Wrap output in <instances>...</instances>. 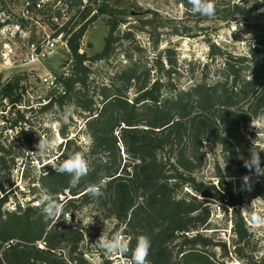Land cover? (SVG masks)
Listing matches in <instances>:
<instances>
[{
  "label": "trees",
  "instance_id": "trees-1",
  "mask_svg": "<svg viewBox=\"0 0 264 264\" xmlns=\"http://www.w3.org/2000/svg\"><path fill=\"white\" fill-rule=\"evenodd\" d=\"M26 1L31 4L30 12L46 13V7L57 2L73 12L62 25L54 22L62 19L60 10H50L48 19L53 37H62L72 61L68 70L59 75L58 89L63 91H54L38 110L30 105L21 110L11 100L15 121L9 129L17 131L28 151H36L32 123L26 113L37 110L46 115L73 107L77 117L83 119V127L71 136L69 125L60 120L58 132L64 140L54 159L58 163L72 152H83L89 172L73 188L69 183L71 177L55 172L48 162L37 184L30 180L35 197L25 203L18 201L13 210L6 209L18 185L11 178L5 184L2 173L15 169L17 159H24L25 154L17 147L0 143V264H88L85 233L66 223L65 216L71 213L73 218L77 210L91 203L103 217L114 219L127 237L128 260L137 237L143 235L151 241L148 264H228L225 260L230 261L231 253L245 264H264V253L252 245L254 233L240 208L233 213V250L216 237L219 230L212 224L211 204L218 200L240 206L244 204L243 198L225 187L219 168L216 176L220 179L216 183L196 176L211 152V145H219L224 161L242 175L263 166V153L246 137V129L264 114V27L252 24L254 44L248 56L227 55L222 48L210 44L211 62L217 57L225 59L217 79L211 82L205 74L188 88L163 89L160 78L151 80L150 68L140 70L132 55H127L129 64L109 77L108 84H96L93 67L115 55L120 40L118 28L125 23L117 14L124 13L114 11L108 1L93 8V0H52L40 9L34 5L41 0ZM179 2L186 9L187 19L197 23L241 20L250 26L251 15L258 9L256 4L243 0H215V15L207 18L193 14L188 0ZM5 9V0H0V10ZM100 15L108 16L109 30L103 49L93 55L80 52L83 37ZM140 22V30H157L155 19ZM185 28L184 34L190 36L189 27ZM120 35L124 40H133L131 29ZM167 53H171L170 49L165 50V56ZM165 56L160 54L156 62L169 78L173 71L164 69ZM131 90H135L134 96L129 94ZM80 134L89 138L87 146L81 142ZM252 152H259L258 162L253 160ZM33 157L39 158V154ZM101 179L107 181L104 195L94 199L87 194V186ZM263 182L264 175H260L254 196L264 198ZM37 187L63 198L58 202L64 204V215L57 224L46 221L42 207L33 204L40 196L35 193Z\"/></svg>",
  "mask_w": 264,
  "mask_h": 264
},
{
  "label": "rangeland",
  "instance_id": "rangeland-1",
  "mask_svg": "<svg viewBox=\"0 0 264 264\" xmlns=\"http://www.w3.org/2000/svg\"><path fill=\"white\" fill-rule=\"evenodd\" d=\"M46 1L49 3L52 0ZM104 1H108L114 11L124 13V15H119V13L117 15L119 18L123 17L125 23L118 28L119 35L117 36L120 40L115 55L108 62H99L93 67L96 84H108L109 77L129 64L130 60L127 55H132L133 63L140 70L150 68L151 80L160 78L163 89L188 88L199 82L205 74L209 75L207 81L211 82L217 79L225 59L217 57L211 62L210 44L214 43L222 48L227 55L248 56L254 44L252 24L264 27V11H262L264 3H261V0H243L246 4H256L258 7L251 15L250 26L241 20L231 23L189 21L186 9L179 0H93L91 7L95 8L97 3ZM5 2V11L0 10V143L7 147H17L25 154L24 159H17L15 169L3 172L1 176L5 184L11 178L18 185L5 206L6 209L13 210L18 201L25 203L35 197L30 189V180H34L36 182L34 185H36L46 164L56 163L54 158L59 145L64 140L58 132L60 120L64 121L67 115L71 136H75L76 131L83 127L84 121L77 117L72 110L73 107L69 106L46 115L37 112V107L44 103L48 96L55 93L42 83V78L47 74L60 75L68 70L72 61L70 50L62 37H53L54 30L48 20L50 12L60 10L63 17L54 22L61 25L71 17L73 12L60 2L47 6L46 13L37 11L27 13L26 0H5ZM148 18L155 19L154 26L157 30L154 28L153 33L148 32V28L139 29L140 21ZM106 19L108 16L100 15L90 25L82 39L84 44L80 52L86 51L89 55H93L103 49L109 30ZM76 21L77 19L73 21V24ZM184 27H189L190 36L184 34ZM129 29L133 33L131 41L124 40L120 35ZM54 38L57 40L55 50L46 57L39 55L45 44ZM167 49H170L171 53L165 56ZM160 54L165 56L162 62L164 69L170 68L173 71L169 78L157 67L156 61ZM167 57L172 59L173 64ZM205 65L208 66L205 67ZM129 94L134 96L135 90L129 91ZM11 100L15 101L16 107L22 108L21 110L30 106L37 108L35 112L26 113V117L32 123V137L36 143L39 141L38 135L40 138L56 137L58 147L55 152L39 154V158H36L25 151L27 146L19 138L17 131L9 129L10 124L15 121V114L11 113L13 109ZM69 112H71L70 115H68ZM246 137L251 143L258 145L263 153L261 170L242 175L236 167L229 166L224 161L219 145H211V152L204 166L196 172V176L200 180H212L216 183L217 179H220L216 176L219 168L226 182L225 187L231 189L236 197H242L244 200V204L234 207L218 200L211 204L214 209L212 224L219 230L216 237L226 241L229 248L233 250V213L234 209L240 208L254 233L252 245L264 253V226L251 227L249 220V213L254 210L264 216V198L253 195V190L260 180V175L258 176L257 173L264 171V114L247 126ZM79 138L84 146L89 144L87 136L80 134ZM8 165H11L9 158ZM245 176L249 177L248 181L243 179ZM185 191L189 189L185 188ZM40 192L41 189L37 187L35 193L40 195ZM33 204L38 203L35 201ZM218 205L221 206L220 210L217 208ZM67 217L68 215L65 219ZM65 222L75 225L85 233L84 253L88 264H128L129 260L125 256L110 257L95 244L101 234L110 238L111 235L121 230L117 228L114 219L103 217L94 204L82 206L74 213L71 222ZM217 252L219 253V250ZM225 261L228 264H245L233 253L230 254V261Z\"/></svg>",
  "mask_w": 264,
  "mask_h": 264
},
{
  "label": "clouds",
  "instance_id": "clouds-1",
  "mask_svg": "<svg viewBox=\"0 0 264 264\" xmlns=\"http://www.w3.org/2000/svg\"><path fill=\"white\" fill-rule=\"evenodd\" d=\"M188 3L192 5L193 14H199L202 17L212 18L216 12L215 0H188ZM264 3V0H261ZM264 11V10H262ZM71 112L68 113L70 115ZM65 123H68L67 115L65 116ZM58 147L57 138H39L38 143L35 145L36 151H27L29 154H44L49 152H55ZM254 161H259V152H252ZM243 159V157H241ZM247 165V162H245ZM55 172L60 174H68L71 179L69 181L70 186L75 188L79 184L80 180L88 175L89 164L85 158L83 152H72L68 155V158L54 163L51 165ZM257 175H264V171H260ZM245 181L249 180L248 176L243 178ZM106 179H101L97 183H92L87 186V194L94 198L99 199L104 195V189L106 188ZM62 197H57L48 192L47 189L41 188L40 196L37 203L42 207V215L46 221L56 223L61 220L64 215V204L58 202L62 200ZM249 220L251 227L264 226V216L260 215L255 210L249 213ZM65 221L71 222V213ZM91 223V222H90ZM95 244L104 251L108 256H125L129 252L128 239L121 233L116 232L109 238L101 234L96 240ZM151 249V241L147 236L137 237V244L132 251L131 259L128 264H148V256Z\"/></svg>",
  "mask_w": 264,
  "mask_h": 264
},
{
  "label": "built area",
  "instance_id": "built-area-1",
  "mask_svg": "<svg viewBox=\"0 0 264 264\" xmlns=\"http://www.w3.org/2000/svg\"><path fill=\"white\" fill-rule=\"evenodd\" d=\"M45 2H46V0L37 1L34 6H35L36 9H40L45 4ZM30 5L31 4L29 2H26L25 9H26V12L27 13L30 12V9H29ZM56 41L57 40L55 38L49 40L45 44V46L43 47V49L39 52V55H42L43 57H46L48 54H50L51 52H53L55 50V48H56ZM83 44L84 43L82 42L81 43V47L83 46ZM42 83L44 85H46V87L50 91H60V92L63 91V89H58L60 87V85H59V75L47 74L46 76H44L42 78ZM44 103H47L46 99H45ZM217 208H218V210H220L221 209V206L218 205ZM40 247L42 248L43 245L41 244Z\"/></svg>",
  "mask_w": 264,
  "mask_h": 264
}]
</instances>
